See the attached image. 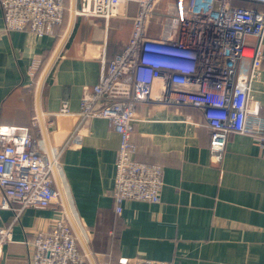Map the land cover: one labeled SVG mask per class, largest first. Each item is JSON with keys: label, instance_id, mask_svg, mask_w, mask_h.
<instances>
[{"label": "crops", "instance_id": "crops-1", "mask_svg": "<svg viewBox=\"0 0 264 264\" xmlns=\"http://www.w3.org/2000/svg\"><path fill=\"white\" fill-rule=\"evenodd\" d=\"M65 2L71 14V0ZM172 2L162 0L156 12L164 15ZM136 14L134 2L123 5L119 15L110 19L76 14L38 100L40 78L67 31L70 16L53 35L40 37L29 30L6 31L0 8V125L30 128L48 153L40 110L49 147L58 156L66 202L97 264H118L121 257L171 264H264L260 149L250 134L233 132L222 161L214 162L210 127L203 111L190 105L157 101L138 105L135 157L160 164L164 186L159 202L125 200L122 212H116L113 187L120 136L107 119L83 121L79 110L85 90L98 82L104 65L129 41ZM153 19L149 35L157 37ZM246 42L253 45L255 39L248 37ZM248 65L249 60L241 63L243 68ZM252 94L259 112L251 122L264 123V41L262 69ZM64 101L68 113L60 112ZM15 208L14 204L0 207V226L13 223V241L5 244L0 264H29L36 233L50 229L65 215L61 207L26 208L14 220Z\"/></svg>", "mask_w": 264, "mask_h": 264}, {"label": "built area", "instance_id": "built-area-1", "mask_svg": "<svg viewBox=\"0 0 264 264\" xmlns=\"http://www.w3.org/2000/svg\"><path fill=\"white\" fill-rule=\"evenodd\" d=\"M162 0H79L76 14L110 19L134 2L137 14L129 41L102 68L98 82L85 90L79 116L108 120L120 136L115 160L113 197L116 212L125 200L159 202L164 186L160 164L138 160L133 140L140 103L157 101L190 105L203 111L210 127V155L222 161L230 133L250 134L264 158V123L251 122L259 105L252 85L263 64L264 0H188L156 12ZM238 1L262 9L238 5ZM176 7V9L173 8ZM5 30H29L53 35L67 10L65 0H0ZM161 15L160 33L149 26ZM248 37L255 43L247 44ZM243 60H249L243 68ZM33 75V73H32ZM70 111L64 101L61 113ZM38 120V119H36ZM52 158L30 128L0 125V207L16 205L15 217L26 208H63L50 229L38 231L31 242L29 264H91L70 223ZM13 223L0 226V253L13 241ZM101 264H110L104 262ZM118 264H171L166 260L121 257Z\"/></svg>", "mask_w": 264, "mask_h": 264}, {"label": "water", "instance_id": "water-1", "mask_svg": "<svg viewBox=\"0 0 264 264\" xmlns=\"http://www.w3.org/2000/svg\"><path fill=\"white\" fill-rule=\"evenodd\" d=\"M76 9H77V0H71V14H70V21H69V24H68V28H67V31L65 33V35L63 36L62 40L60 41V44L56 50V52L54 53L53 57L51 58L50 62L48 63V65L46 66L41 78H40V82H39V87H38V93H37V97H38V100H39V95H40V91H41V87H42V84L45 80V77L47 75V73L49 72L51 66L53 65L54 61L56 60V58L58 57L59 53H60V50L62 49L64 43L66 42L68 36L70 35L71 31H72V28L74 26V22H75V18H76ZM38 118H39V121L41 123V126H42V134L44 136V139H45V142L48 146V153H49V156L52 158V151L49 147V142H48V136H47V129H46V126L43 122V118H42V115L40 113V110H39V113H38ZM54 174H55V179H56V184H57V187L60 191V194H61V198H62V201L64 203V207H65V210H66V213H67V216H68V219L70 221V223L72 224L73 228H74V231L82 245V248L84 249V251L86 252L91 264H97L96 261H95V258L94 256L92 255L89 247H88V244L78 226V224L76 223L69 207H68V204L66 202V197H65V194H64V191H63V188H62V185H61V182H60V177L58 175V172H57V169L54 168Z\"/></svg>", "mask_w": 264, "mask_h": 264}, {"label": "trees", "instance_id": "trees-1", "mask_svg": "<svg viewBox=\"0 0 264 264\" xmlns=\"http://www.w3.org/2000/svg\"><path fill=\"white\" fill-rule=\"evenodd\" d=\"M168 1H173V2L176 4V7H177L178 5H181V6L185 5V4L187 3L188 0H168ZM174 3H169L168 6L166 7V9H170V7H171L170 5H175ZM241 3L248 4V5H254L253 3H249V2H245V1H238V2H237L238 5H240ZM176 7L173 6L174 9H176ZM165 11H166V10H165ZM66 16H67V10H66V13H65V16H64V20H63V22H62L61 24L64 23V21H65V19H66ZM155 19H156V18H155ZM155 19H154V20H155ZM153 23L156 24L155 21H154ZM61 24H59V25H61ZM159 24H160V23H159ZM59 25L55 26V30H56V27H58ZM158 28H159V27L157 26V32H158V33H155V34H157V35L159 34V30H158ZM150 34H153V33L150 31ZM192 107H193V106H192ZM195 108H196V107H195Z\"/></svg>", "mask_w": 264, "mask_h": 264}, {"label": "rangeland", "instance_id": "rangeland-1", "mask_svg": "<svg viewBox=\"0 0 264 264\" xmlns=\"http://www.w3.org/2000/svg\"><path fill=\"white\" fill-rule=\"evenodd\" d=\"M172 3H174V2H172ZM175 4V3H174ZM158 13V12H157ZM69 16H70V9L68 10V12H67V16H66V23L65 24H67V22H68V19H69ZM162 20V17H156V19L154 20L153 19V21H155V25H157L159 28H160V24H159V22Z\"/></svg>", "mask_w": 264, "mask_h": 264}]
</instances>
